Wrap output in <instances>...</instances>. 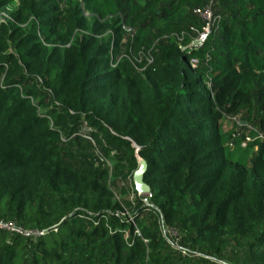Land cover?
<instances>
[{
	"label": "trees",
	"instance_id": "trees-1",
	"mask_svg": "<svg viewBox=\"0 0 264 264\" xmlns=\"http://www.w3.org/2000/svg\"><path fill=\"white\" fill-rule=\"evenodd\" d=\"M15 1L0 0V13ZM86 2L102 19L127 6ZM175 3L155 16L170 20ZM78 5L65 22L78 23ZM56 7L23 0L0 25V264H72L82 250L97 264H264V143L247 146L262 144L250 163L235 161L231 144L244 138L229 142L222 129L249 103L236 63L261 64L264 0H233L198 48L162 44L140 74L115 66L112 42L58 43L65 22ZM84 122L98 142L104 135L115 179L132 178L144 162L152 206L139 202L123 218L108 168L78 171L65 162L62 136ZM102 219L109 228L97 225Z\"/></svg>",
	"mask_w": 264,
	"mask_h": 264
},
{
	"label": "rangeland",
	"instance_id": "rangeland-1",
	"mask_svg": "<svg viewBox=\"0 0 264 264\" xmlns=\"http://www.w3.org/2000/svg\"><path fill=\"white\" fill-rule=\"evenodd\" d=\"M22 1L16 0L14 5L6 7L10 9L11 15L20 9ZM89 1L93 7H98L103 0ZM172 1L177 2L175 3L177 5L179 4L175 16L170 20L157 18L155 15L162 8H174L170 5ZM232 1L196 0V2H183L181 0L178 2V0H160L158 4H154L152 0H124L127 5L124 13L114 19H102L88 9L86 0H76L77 4L72 7L67 6L63 0H56V8H58L60 18L64 19L63 22H65V18L73 15V13L69 14V10H74L76 5L79 4L78 13L76 17L74 15L73 19V21L77 20L78 23L74 22V25H71L66 20L63 27L59 29L61 37L57 41L63 46L82 42L89 37H94L100 42H112L116 48V53H114L117 56L115 66H120L123 70L134 74H140L157 62V52L162 48V44L166 45L170 41L176 42L182 51L198 47L199 41L207 29L210 31L209 37L212 31L218 30L222 26V22L226 18L225 15H227V4ZM32 25L33 21L28 28H31ZM140 26H145V29L140 28ZM62 39L64 42H62ZM187 40H190L189 43ZM258 55L261 60V64L258 66L251 63L243 65L244 61L242 59L236 63V69L241 78L240 88L249 94V103L239 114L226 118L222 129L229 142L234 141L232 136L237 130H241L243 135L251 134V128L264 132V49L258 50ZM212 74L216 75L217 73L214 71ZM211 75L209 74L206 77ZM235 118L246 122V125L239 126L234 120ZM94 133H96L94 128L84 122L80 125L76 134L71 137L63 135L61 147L65 149L63 151L65 162L78 171H94L99 166L108 168L109 186L114 192L115 199L125 208V211L120 214L123 218H128L129 213L136 209L139 202H143L145 206H152L147 194L140 191L138 183L144 169H142L144 163L140 161L141 169L133 173L132 178L118 172L116 173L118 178L115 179L113 162L103 156L101 149L102 146L106 145L105 137L99 135L101 142H98L93 135ZM261 145L260 143L257 144L255 149L234 146L232 150L234 160L245 164L250 163L253 155L261 148ZM84 220L90 222L86 217ZM97 225L109 228L106 219L97 220ZM128 235L127 233L126 236L128 237ZM137 235L141 237L140 228H138ZM165 235L175 247L180 244L179 241L174 240L175 235L173 232L166 231ZM84 251L82 250L80 255H76L72 259H68L67 262L72 264H97L96 256ZM168 251L169 253L172 252L171 249Z\"/></svg>",
	"mask_w": 264,
	"mask_h": 264
},
{
	"label": "built area",
	"instance_id": "built-area-1",
	"mask_svg": "<svg viewBox=\"0 0 264 264\" xmlns=\"http://www.w3.org/2000/svg\"><path fill=\"white\" fill-rule=\"evenodd\" d=\"M12 15L10 13V9L9 8H6L5 10H3L1 13H0V25L2 23H6L8 21H12ZM209 30L207 29L205 31V34L201 37L200 41H199V45L203 44L207 37H208V34H209ZM194 48H198V47H194ZM193 49V48H192ZM238 124L239 126H244L245 124L243 123V121H239L237 118L234 119ZM251 131L255 133V136H251L250 134H246V135H243L241 130H237L234 135H233V138L234 139H239V138H244L242 143H241V147L243 148H247V146L250 144V143H255V142H261V143H264V132L262 131H256L254 129L251 128ZM231 147L233 148L234 147V144L232 143L231 144ZM147 196L149 197V199L152 197L151 194H147ZM132 222V221H131ZM133 223V222H132ZM2 227L4 228H7L11 231H16L17 229L11 225V224H5L3 225ZM18 231V230H17ZM55 231H58L57 229ZM176 249H178L179 251H181L184 255H187V252L182 250L179 245H176Z\"/></svg>",
	"mask_w": 264,
	"mask_h": 264
},
{
	"label": "water",
	"instance_id": "water-1",
	"mask_svg": "<svg viewBox=\"0 0 264 264\" xmlns=\"http://www.w3.org/2000/svg\"><path fill=\"white\" fill-rule=\"evenodd\" d=\"M246 125V122H243ZM136 148L139 150V148L136 146ZM143 162V161H142ZM144 163V162H143ZM144 168V169H143ZM142 172H141V176L138 179V183H139V188L140 191H142L144 194H149L150 193V188L143 182V172L146 169V165L143 164L142 166Z\"/></svg>",
	"mask_w": 264,
	"mask_h": 264
}]
</instances>
